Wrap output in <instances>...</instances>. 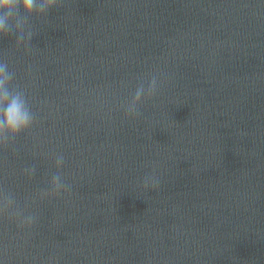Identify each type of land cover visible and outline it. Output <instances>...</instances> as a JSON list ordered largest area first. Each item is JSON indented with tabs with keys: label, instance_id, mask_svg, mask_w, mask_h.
Listing matches in <instances>:
<instances>
[{
	"label": "water",
	"instance_id": "obj_1",
	"mask_svg": "<svg viewBox=\"0 0 264 264\" xmlns=\"http://www.w3.org/2000/svg\"><path fill=\"white\" fill-rule=\"evenodd\" d=\"M29 23L27 48L0 38L35 116L5 133L0 191L36 220L0 218V264H264V0H59ZM57 171L70 191L42 199Z\"/></svg>",
	"mask_w": 264,
	"mask_h": 264
},
{
	"label": "clouds",
	"instance_id": "obj_2",
	"mask_svg": "<svg viewBox=\"0 0 264 264\" xmlns=\"http://www.w3.org/2000/svg\"><path fill=\"white\" fill-rule=\"evenodd\" d=\"M59 0H0V38L7 37L10 33L16 35V45L21 42L31 40L33 32L29 23L33 16L41 17L46 15L52 8L57 7ZM27 30V31H26ZM14 73L8 70V64L0 60V148L6 147L7 133L12 139L19 134L29 130L34 123V113L32 112L28 99L24 91L12 87ZM157 90V78L152 77L147 89L141 84L137 87L134 96L127 105L126 111L129 116L139 115L138 105L142 99H149L155 95ZM64 163L63 155H57L55 166L61 169ZM31 176L35 168L25 169ZM51 190L41 192V198L51 195H60L62 192L70 191L71 185L64 182L59 171L55 173L50 181ZM149 186L156 188L159 181L154 176L145 178L143 188L147 190ZM15 198L6 191H0V218L11 216L16 218L18 226L31 227L36 220L34 214L24 215L19 208L14 207Z\"/></svg>",
	"mask_w": 264,
	"mask_h": 264
}]
</instances>
